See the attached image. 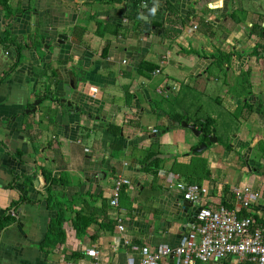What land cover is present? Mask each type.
<instances>
[{
    "label": "crops",
    "instance_id": "crops-1",
    "mask_svg": "<svg viewBox=\"0 0 264 264\" xmlns=\"http://www.w3.org/2000/svg\"><path fill=\"white\" fill-rule=\"evenodd\" d=\"M189 174L211 207L258 191L264 224V0H0V264H138L191 228ZM50 192L73 203L55 247Z\"/></svg>",
    "mask_w": 264,
    "mask_h": 264
},
{
    "label": "built area",
    "instance_id": "built-area-1",
    "mask_svg": "<svg viewBox=\"0 0 264 264\" xmlns=\"http://www.w3.org/2000/svg\"><path fill=\"white\" fill-rule=\"evenodd\" d=\"M153 131L158 132V129ZM174 177L170 173V179ZM129 183V178H117L110 199L111 205L119 206L123 186ZM176 187L183 192L186 200L198 205L195 220L177 245H141L138 264H160L170 256L173 257L174 264H222L223 261L230 264H264V224L258 223L250 214H240L243 208L249 210L259 200L261 194L258 191L250 186L236 187L233 207L229 208L204 204L203 200L209 193L206 185L178 181ZM116 219L119 229L123 231V219L119 215ZM88 253L98 257L96 249H88ZM129 264H136L134 257L129 258Z\"/></svg>",
    "mask_w": 264,
    "mask_h": 264
},
{
    "label": "trees",
    "instance_id": "trees-1",
    "mask_svg": "<svg viewBox=\"0 0 264 264\" xmlns=\"http://www.w3.org/2000/svg\"><path fill=\"white\" fill-rule=\"evenodd\" d=\"M6 35H8V34H6ZM3 41L5 42L6 40L3 39ZM17 46H19V48L21 47V45H17ZM155 162L157 164L160 163V162H158V160H156ZM149 167H151V166H149ZM149 167L148 168L146 167V170L150 169ZM153 173H156V171H153ZM188 176L189 177L191 176L190 177L191 181H189V182L201 183V180H198V178L200 176L198 177V175H195V174H192V175L189 174ZM52 182L58 183L59 180L58 179H52ZM48 200H49V204L51 205L52 209L56 210V216L53 219H51V223L49 225L48 236H47V243L51 242L52 247H55L59 243L64 242V240H65L64 223H65V219H66V212H67V210L72 208L73 203L71 204V202L66 201V200H62V201L59 200L53 192H50L48 194ZM95 221H96V219L93 217L92 214H90L88 216L84 213L83 210L76 211L75 217L73 220V224H74V227L77 231V235L85 233L87 231L88 227L90 226V222L92 223Z\"/></svg>",
    "mask_w": 264,
    "mask_h": 264
},
{
    "label": "rangeland",
    "instance_id": "rangeland-1",
    "mask_svg": "<svg viewBox=\"0 0 264 264\" xmlns=\"http://www.w3.org/2000/svg\"><path fill=\"white\" fill-rule=\"evenodd\" d=\"M208 94H210L209 90L207 91ZM212 96V98H214V95H210ZM210 96H207V94H203L200 98H195L194 99V107H192V111H191V115L193 116L194 113L196 112L194 109L196 108H200V113H198L196 115V117H204L207 116V112L209 113L212 109L208 107L209 102H212V100L210 99ZM202 104V105H201Z\"/></svg>",
    "mask_w": 264,
    "mask_h": 264
},
{
    "label": "water",
    "instance_id": "water-1",
    "mask_svg": "<svg viewBox=\"0 0 264 264\" xmlns=\"http://www.w3.org/2000/svg\"><path fill=\"white\" fill-rule=\"evenodd\" d=\"M73 85H74V84L71 83V85L67 86V89L71 91V88L73 87ZM67 98H69V96L66 97L65 99H63V101L67 100ZM34 111H35V109H34ZM183 124H184V125H187V126H188L189 128H191V129H195V126H193V125H189V123H183ZM210 142H211V141L209 140L208 142L204 143V144L202 145V147L198 149V151H201L203 148H205L207 145H209ZM189 207H192V206H189ZM189 207H188V208H189ZM187 210H188V209H187ZM198 211H199V207H198V209H196V211H193L192 213H191V211H190L191 216H193V217H192L193 219L195 218V216H196V214H197ZM193 219H192V220H193ZM188 231H189V229H188Z\"/></svg>",
    "mask_w": 264,
    "mask_h": 264
},
{
    "label": "clouds",
    "instance_id": "clouds-1",
    "mask_svg": "<svg viewBox=\"0 0 264 264\" xmlns=\"http://www.w3.org/2000/svg\"><path fill=\"white\" fill-rule=\"evenodd\" d=\"M152 11H153V12H155V11H156V9H155V8H153V9H152Z\"/></svg>",
    "mask_w": 264,
    "mask_h": 264
}]
</instances>
